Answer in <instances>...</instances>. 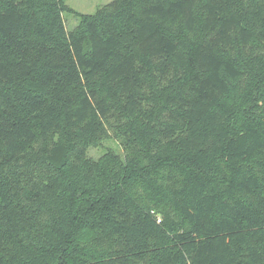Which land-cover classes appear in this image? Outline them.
<instances>
[{"label":"trees","instance_id":"trees-1","mask_svg":"<svg viewBox=\"0 0 264 264\" xmlns=\"http://www.w3.org/2000/svg\"><path fill=\"white\" fill-rule=\"evenodd\" d=\"M62 10L0 0V264H264V114L229 101L241 54L264 105V0ZM108 127L137 158H88Z\"/></svg>","mask_w":264,"mask_h":264},{"label":"rangeland","instance_id":"rangeland-1","mask_svg":"<svg viewBox=\"0 0 264 264\" xmlns=\"http://www.w3.org/2000/svg\"><path fill=\"white\" fill-rule=\"evenodd\" d=\"M112 1L113 0H61L63 9L61 17L64 21L66 31L69 33L81 30L83 22L88 17L95 15L103 6ZM235 59L237 63L246 70L248 75L246 79L233 85L229 101L241 117L254 116L257 115V113L264 114V105L261 108L255 105L257 104V97L255 95V87L257 88V85H254L255 82H252L260 75V71L249 69L247 64L248 57L237 54ZM259 90L264 95V82H259ZM143 124L144 122H142L141 126H143ZM127 143L125 137L115 134L111 128L108 127L107 137L99 145L91 148L87 156L93 160L102 159L107 166L112 168L117 167L119 163L125 165L138 156L129 148Z\"/></svg>","mask_w":264,"mask_h":264}]
</instances>
